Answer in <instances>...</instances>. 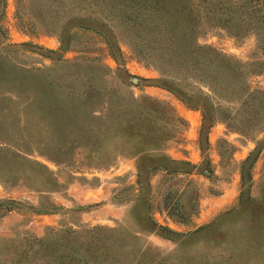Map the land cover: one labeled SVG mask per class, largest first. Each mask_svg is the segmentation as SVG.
Returning a JSON list of instances; mask_svg holds the SVG:
<instances>
[{
  "label": "rangeland",
  "instance_id": "1",
  "mask_svg": "<svg viewBox=\"0 0 264 264\" xmlns=\"http://www.w3.org/2000/svg\"><path fill=\"white\" fill-rule=\"evenodd\" d=\"M0 264H264V0H0Z\"/></svg>",
  "mask_w": 264,
  "mask_h": 264
},
{
  "label": "crops",
  "instance_id": "2",
  "mask_svg": "<svg viewBox=\"0 0 264 264\" xmlns=\"http://www.w3.org/2000/svg\"><path fill=\"white\" fill-rule=\"evenodd\" d=\"M109 182L108 180L102 179V183L95 188H84L81 185H76L74 192L77 193L73 194L72 204L73 206L94 205L89 210L83 211L82 216L85 220L97 219L100 221L95 222L110 224L123 223L125 227L130 229V226L133 225L131 222L135 221L131 215L132 212L129 205L126 203L116 205L115 203L109 202L102 205L99 204L100 201H108Z\"/></svg>",
  "mask_w": 264,
  "mask_h": 264
},
{
  "label": "trees",
  "instance_id": "3",
  "mask_svg": "<svg viewBox=\"0 0 264 264\" xmlns=\"http://www.w3.org/2000/svg\"><path fill=\"white\" fill-rule=\"evenodd\" d=\"M111 44V42L109 41V45ZM111 51H112V46H111ZM112 55L116 58V53L114 51H112Z\"/></svg>",
  "mask_w": 264,
  "mask_h": 264
}]
</instances>
